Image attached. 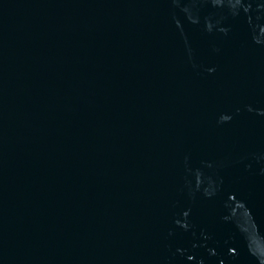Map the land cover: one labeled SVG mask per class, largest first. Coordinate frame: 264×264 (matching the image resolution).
<instances>
[{"label": "water", "instance_id": "95a60500", "mask_svg": "<svg viewBox=\"0 0 264 264\" xmlns=\"http://www.w3.org/2000/svg\"><path fill=\"white\" fill-rule=\"evenodd\" d=\"M0 264H264V0H0Z\"/></svg>", "mask_w": 264, "mask_h": 264}]
</instances>
